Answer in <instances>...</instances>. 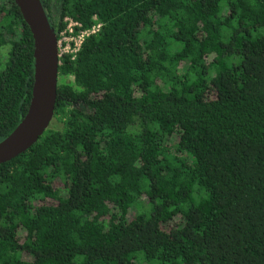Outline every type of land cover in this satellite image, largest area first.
Listing matches in <instances>:
<instances>
[{
    "label": "trees",
    "instance_id": "trees-1",
    "mask_svg": "<svg viewBox=\"0 0 264 264\" xmlns=\"http://www.w3.org/2000/svg\"><path fill=\"white\" fill-rule=\"evenodd\" d=\"M41 2L58 39L101 26L60 57L56 123L0 164V264H264V0ZM34 74L0 0V142Z\"/></svg>",
    "mask_w": 264,
    "mask_h": 264
},
{
    "label": "water",
    "instance_id": "water-1",
    "mask_svg": "<svg viewBox=\"0 0 264 264\" xmlns=\"http://www.w3.org/2000/svg\"><path fill=\"white\" fill-rule=\"evenodd\" d=\"M34 39L35 74L27 113L16 129L0 142V164L28 150L49 128L58 86V35L41 0H14Z\"/></svg>",
    "mask_w": 264,
    "mask_h": 264
},
{
    "label": "built area",
    "instance_id": "built-area-1",
    "mask_svg": "<svg viewBox=\"0 0 264 264\" xmlns=\"http://www.w3.org/2000/svg\"><path fill=\"white\" fill-rule=\"evenodd\" d=\"M67 23L66 29L60 33V38L58 39V52L59 60L66 53H76L86 36H89L92 33H96L100 24H97L90 30H81L78 34H75V27H80L81 24L71 18H65L64 20Z\"/></svg>",
    "mask_w": 264,
    "mask_h": 264
},
{
    "label": "rangeland",
    "instance_id": "rangeland-1",
    "mask_svg": "<svg viewBox=\"0 0 264 264\" xmlns=\"http://www.w3.org/2000/svg\"><path fill=\"white\" fill-rule=\"evenodd\" d=\"M8 49H9V47L8 48H5L3 50V52H2V58H6V52H7ZM66 81L71 82L72 81V78L66 79ZM55 123H56V121H55V119H53L52 122H51V126L54 125Z\"/></svg>",
    "mask_w": 264,
    "mask_h": 264
}]
</instances>
